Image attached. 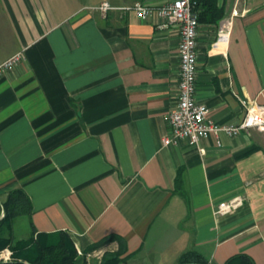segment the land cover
<instances>
[{"label": "crops", "instance_id": "crops-1", "mask_svg": "<svg viewBox=\"0 0 264 264\" xmlns=\"http://www.w3.org/2000/svg\"><path fill=\"white\" fill-rule=\"evenodd\" d=\"M104 1L171 0H0V63L24 54L0 77V204L23 188L36 232H67L77 264L117 251L110 236L125 248L118 264H175L190 248L209 264L237 253L264 264V131L163 145L179 27L102 14ZM216 3L223 16L198 22L194 95L216 123L235 124L241 99L264 104V0ZM237 194L242 207L213 214ZM24 222L17 239L28 236Z\"/></svg>", "mask_w": 264, "mask_h": 264}, {"label": "built area", "instance_id": "built-area-1", "mask_svg": "<svg viewBox=\"0 0 264 264\" xmlns=\"http://www.w3.org/2000/svg\"><path fill=\"white\" fill-rule=\"evenodd\" d=\"M96 8L102 14L109 10L130 11L139 19H145L155 14L159 18L156 25L158 29H166L172 25L179 27L177 47L178 98L176 105L167 115L170 132L162 138L163 145H174L183 140L198 144L202 139L209 136L218 138L220 133L236 136L242 131L251 129L264 131V104L241 99L240 102L244 107L242 119L235 124H218L210 118L208 107L196 101L194 93L198 10L195 0H171L160 6L147 5L141 2L127 6H115L104 1ZM228 25L227 20L222 22L218 31V40L224 38ZM23 57V52L19 51L0 63V77L18 65ZM217 143L219 142L217 141ZM199 151L203 153L204 149L199 147ZM244 202L245 196L237 194L214 204L212 212L215 216L226 215L242 207ZM11 258L12 251L8 247L0 251V260L8 261Z\"/></svg>", "mask_w": 264, "mask_h": 264}, {"label": "trees", "instance_id": "trees-1", "mask_svg": "<svg viewBox=\"0 0 264 264\" xmlns=\"http://www.w3.org/2000/svg\"><path fill=\"white\" fill-rule=\"evenodd\" d=\"M198 10V22L215 23L223 16L222 8L216 0H195ZM2 212L4 216L1 218ZM32 206L23 188L9 191L6 199L0 204V251L9 247L12 258L0 260V264H77V249L65 231L36 232L32 220ZM24 219L28 228L26 238H16V222ZM116 238L119 242L117 251L103 253L99 264H118L125 250L122 240L117 236L107 237L104 241ZM97 246L92 245L88 250ZM87 252V251H84ZM175 264H209L208 259L199 251L190 248L183 251ZM223 264H254L245 253L229 257Z\"/></svg>", "mask_w": 264, "mask_h": 264}, {"label": "water", "instance_id": "water-1", "mask_svg": "<svg viewBox=\"0 0 264 264\" xmlns=\"http://www.w3.org/2000/svg\"><path fill=\"white\" fill-rule=\"evenodd\" d=\"M4 214H5V213L3 212L2 215H1V218L4 216ZM27 264H28V263H27Z\"/></svg>", "mask_w": 264, "mask_h": 264}, {"label": "rangeland", "instance_id": "rangeland-1", "mask_svg": "<svg viewBox=\"0 0 264 264\" xmlns=\"http://www.w3.org/2000/svg\"><path fill=\"white\" fill-rule=\"evenodd\" d=\"M7 248V247H6ZM9 248V247H8ZM5 249V248H4ZM10 249V248H9ZM11 250V249H10ZM102 257V256H101Z\"/></svg>", "mask_w": 264, "mask_h": 264}]
</instances>
